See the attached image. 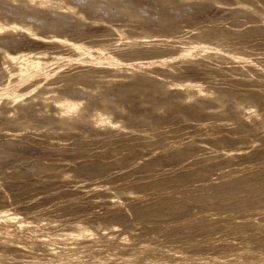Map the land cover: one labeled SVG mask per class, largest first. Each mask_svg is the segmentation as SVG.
I'll use <instances>...</instances> for the list:
<instances>
[{
  "label": "rangeland",
  "instance_id": "obj_1",
  "mask_svg": "<svg viewBox=\"0 0 264 264\" xmlns=\"http://www.w3.org/2000/svg\"><path fill=\"white\" fill-rule=\"evenodd\" d=\"M9 1L13 7L21 3L22 5L19 6L24 9L29 7L27 10H37L39 13L37 17L41 12L47 11V14H53L57 9L56 11L62 14L64 10L63 15L66 14L71 21L70 26L81 32L73 33L74 40L79 43L73 48L74 45L65 41H51L48 38L37 40L22 29H18L19 31L14 29L16 32L13 29L0 31V37L9 32L16 33L17 36L20 34L24 36L26 33L20 39L24 43L28 41L29 43L25 44L26 46L23 43L21 48L30 50L32 54L46 60L45 62L42 60L44 65L38 63L26 68L27 71L22 69L25 70L24 74L16 61H6L0 55L2 86L0 89H3L2 84L6 82L14 85L18 90L23 89L17 90V94L13 95L14 98L7 94L4 99H0V122L6 121L0 124V146L2 144L5 146L11 141L18 146L20 144L19 152H22V154L21 152L14 154V151L7 150L2 159L0 158V196L2 197H0V206H2L0 208L9 209L11 213L20 212L19 217L25 219H29L33 214L32 218L34 217L33 221H35L34 223L30 217L31 222L26 225L32 226L24 225L22 229L16 228L13 221L6 223L8 225L10 222L8 225L10 227L7 226V229L15 228L9 231L5 227L6 232L16 231L14 233L18 235L22 233L24 240L19 235L20 242L17 244L7 245L0 242V264H17V260L22 264L35 261L44 264L42 261L47 259L52 262L48 264H264V0H239L241 3L238 0H160L161 4L155 13L157 15L155 17L153 15L150 20L129 15L125 7L115 2L104 6V9L97 7V11L91 10L86 1L76 4L72 0L70 2L61 0L59 6L53 7L54 10L51 6L48 7L44 0L41 1L45 6L40 5L42 4L40 0ZM144 1L156 2V0ZM173 3L182 4V8L179 10L173 8L175 7ZM197 4L200 9L197 8ZM60 5L65 8H61ZM249 5L251 7L254 5L256 10L261 9L260 11L263 12L252 10L254 8ZM168 8L177 11L173 10L174 13L172 11L171 20L167 18L170 20L167 23L163 13ZM124 9L126 11H123ZM145 29H149V32ZM58 30L59 28H37V30L33 29V32L48 36H65L62 30ZM71 35L68 33L66 37L71 38ZM183 40L188 44L194 40L191 44L194 45L196 42L198 45V42L202 47L205 46L204 48L210 45L211 48L207 47L209 49L205 52L209 51L212 55L210 54L209 57L204 52L200 54L203 56L198 54L197 56L191 53L192 55L183 58L181 54H176L179 48H183L181 46L187 44L185 42L184 44ZM200 40L205 41L206 44ZM0 43L4 47L8 45L5 39L0 40ZM178 43L183 45L180 46ZM213 43L217 45L211 46ZM79 45L84 46V52L91 48L100 51V48L104 47L105 53L101 49V54L108 55V52H112L111 56L116 55L120 61L123 54L124 57L130 56L129 59L134 54L131 61L136 60L139 64L136 66V63L128 59L130 65L124 63V60L123 64L121 61L122 65L116 66L107 60L89 62L86 60V54L79 50ZM172 47L175 49L173 50ZM138 50L146 54L138 52L137 55ZM240 52H246L243 53L246 62L247 57L249 59L250 56L248 63L252 57L255 58L254 62L251 60V65L246 64L242 58L244 55ZM161 61L163 62L160 63ZM32 67L35 71L31 69ZM82 73H85L84 76L87 78L82 76ZM18 74L20 76L23 74L24 78L27 75L29 79L19 81ZM58 74L62 78L58 77ZM81 79L87 81L82 83ZM188 79H191L190 82L193 81L192 84L197 83L198 89L200 85L207 90L202 88L198 90L191 86L187 88L182 84L173 85V91L171 90V83H181ZM135 81L141 82V86L138 85L136 90L129 91L123 88L127 84L136 83ZM164 81L169 82V86L167 82L165 83L166 88L165 85L159 84V82L163 84ZM69 88L76 89L77 92L81 90L82 93L78 92L80 95L77 96L83 97L81 100L83 105L88 99L99 101L102 92L106 95L108 93L107 96L111 99L119 96L120 109L118 106L117 114L113 115L114 122L115 118L119 121L112 127L111 124L105 126L100 121L95 122L91 114L89 116L85 113L86 116L83 115L84 118L82 117L80 123L77 125L74 122L72 126L71 119L68 120L72 115L70 112L68 116L65 114L64 118L61 116L60 119L58 115H64L65 112L60 114V110L59 114L57 113L60 108L54 106L53 98L57 93ZM82 90H85V93ZM111 90L114 94L110 92ZM201 90L205 94L201 93ZM211 92L216 96V92L218 96L222 92L226 95L228 92V95L222 93V97H215L209 95ZM171 94L180 97L174 98ZM50 97L54 103L51 102ZM249 97L252 101L255 100L256 104L251 105L253 107L246 104L251 102L248 101ZM240 99H247L245 103L242 101L244 106ZM237 101L242 105L240 103L241 106L236 105ZM171 106L174 108L171 109ZM249 106L251 109H248ZM54 114H58L57 117ZM51 117L61 121L52 123L54 126L51 127L52 124L47 123ZM64 119L68 120L64 122L65 124L69 121L70 124L65 125ZM137 215H141L139 219ZM36 221L40 223L37 224ZM76 223L80 226L82 224L95 226L97 233L93 235L94 238L91 237L92 241L90 237H80L73 241L57 237L59 232ZM34 225L39 227V231L37 229L30 234ZM75 226L77 227V224ZM24 228L30 229L26 232ZM17 248L19 251L16 250ZM211 258L217 261L212 262ZM62 259H64L63 263L60 261Z\"/></svg>",
  "mask_w": 264,
  "mask_h": 264
},
{
  "label": "bare ground",
  "instance_id": "obj_2",
  "mask_svg": "<svg viewBox=\"0 0 264 264\" xmlns=\"http://www.w3.org/2000/svg\"><path fill=\"white\" fill-rule=\"evenodd\" d=\"M14 1V0H13ZM39 1V0H38ZM37 1V2H38ZM44 1H46L45 2V4H47L48 5V7H52V10H54L53 9V7H56L57 5L59 6V2H60V4H61V0H56L57 2H55L54 0H44ZM65 1H69L70 2V0H65ZM73 2L75 1L76 2V4L78 3V2H80V4H81V2H83V1H86L87 2V4H88V6H89V8L92 10V9H94V10H97V7H106V5H108L109 3L111 4V2H115V3H117L119 6H123V7H125V9L127 10H123V11H126V12H128V14L129 15H131V16H133V17H137V18H143V19H148V20H150L149 18H152L153 17V15H154V17L157 15V14H155L156 12H157V9H158V6L161 4L160 3V0H156V2L155 1H153V2H149V1H144V0H72ZM200 1V0H199ZM207 1V0H206ZM215 1V0H214ZM217 1V0H216ZM245 1V0H244ZM243 1V2H244ZM252 1V0H251ZM34 1H32V3H33ZM36 2V1H35ZM40 2H42L41 0H40ZM162 2V1H161ZM171 2V1H170ZM208 2H210V1H208ZM232 2V1H231ZM238 2H240L239 0H238ZM10 1L9 0H0V31H3V30H5V29H13V31H15L16 32V30H18V29H22V30H25V31H27L28 33H29V35H33L34 36V38H37V40L38 39H46V38H48L49 40H51V41H65V42H67V43H70V44H72V45H74V47L73 48H75V47H77V45L76 44H79L78 42H76V40H74V38H73V33L74 34H78L79 32H81V30H79V29H77V28H75V27H72V25L70 26V24H71V21L69 20V18L66 16V14L65 15H63V13H65V11L63 10V13L62 12H60V13H62V14H59V12L58 11H56V10H54L55 12H53V14H47V11L46 12H41V14H40V16L39 17H37L36 15H37V10H35V9H29V10H27V9H24L23 7H21V6H19V5H17L16 7H13V6H11L10 4ZM44 2H42V4H40L39 2H38V4H40V5H42V6H45L44 4H43ZM204 3V2H203ZM202 3V4H203ZM241 3V2H240ZM253 3V2H252ZM170 4H172V3H170ZM174 4V6L175 7H173V8H175V9H177V10H179V8H182V4L180 5L179 3H177V4H179V5H177V4H175V3H173ZM185 4V3H184ZM200 4V3H199ZM234 4H235V2H234ZM237 4V3H236ZM248 4V3H247ZM22 5V4H21ZM30 5H31V3H30ZM207 5V4H206ZM252 5V4H251ZM192 6V5H191ZM190 6V7H191ZM196 6V5H195ZM195 6H194V8H195ZM204 6V5H203ZM244 6H246V5H244ZM250 6V5H249ZM256 6V5H255ZM39 7V6H38ZM60 7H61V5H60ZM63 7V6H62ZM61 7V8H62ZM116 7V6H115ZM248 7V6H247ZM251 7V6H250ZM253 8H254V5L252 6ZM251 7V8H252ZM258 7V6H257ZM32 8V7H31ZM35 8H37V7H35ZM63 8H65V6L63 7ZM184 8H186V6H184ZM184 8L182 9V10H184ZM197 8H199V5L197 4ZM202 8V7H201ZM256 8V7H255ZM252 9V10H256V9ZM264 8V7H263ZM262 8V9H263ZM42 9H43V7H42ZM44 9H46V8H44ZM87 9H88V7H87ZM104 9V8H103ZM120 9V8H119ZM175 9H166L165 11V13H163L164 15H163V18H165V20L167 21V23L168 22H170V20H171V14H172V11L173 10H175ZM200 9V8H199ZM249 9V8H248ZM257 9H259V8H257ZM50 10H51V8H50ZM60 10H62V9H60ZM89 10V9H88ZM101 10V9H100ZM177 10H175V11H177ZM261 9H259V10H256V12L258 11V12H260V13H262L261 11H260ZM264 10V9H263ZM44 11V10H43ZM98 11V10H97ZM121 11H122V9H121ZM181 11V10H180ZM199 11V10H198ZM246 11V10H245ZM49 12V11H48ZM52 12V11H51ZM50 12V13H51ZM58 12V13H57ZM89 12V11H88ZM115 12V11H114ZM158 12H159V10H158ZM182 12V11H181ZM223 12V11H222ZM243 12V11H242ZM255 12V11H254ZM173 13H174V11H173ZM176 13V12H175ZM244 13V12H243ZM39 14V13H38ZM184 14V13H183ZM231 14V13H230ZM110 15V14H109ZM118 15V14H117ZM181 15V14H180ZM190 15H191V13H190ZM199 15V14H198ZM71 16V15H70ZM176 16V15H175ZM187 16V15H186ZM214 16V15H213ZM212 16V17H213ZM239 16V15H238ZM187 17H189V16H187ZM192 17H193V15H192ZM208 17V16H207ZM162 18V17H161ZM167 18H170V20L169 19H167ZM221 18V17H220ZM8 19H13V20H8ZM157 19V18H156ZM172 19H174V18H172ZM194 19V18H193ZM201 19V18H200ZM208 19V18H207ZM160 20V19H159ZM162 20V19H161ZM205 21V20H204ZM198 22V21H197ZM209 22V21H208ZM191 23V22H190ZM187 26V25H186ZM37 28H43V29H47V28H59V30H62L63 32V34L65 35V36H62V35H53V36H48V35H41V34H37L36 32H33V29L34 30H37ZM181 28V27H180ZM14 29H16V30H14ZM58 30V31H59ZM146 31H148L149 29H145ZM19 31V30H18ZM132 32V31H131ZM130 32V33H131ZM149 32V31H148ZM176 32V31H175ZM200 32V31H199ZM227 32V31H226ZM10 33V34H9ZM9 33H6V34H4L2 37H0V40H2V39H5V40H7V47H4V46H2V45H0L1 47H0V55H2L1 57H2V59L4 58L6 61L7 60H10V61H16L18 64V66H19V69L20 70H22V69H25L26 70V68H29V67H31V66H34V65H36V64H38V63H42V60H44V62L46 61L45 60V58H42V57H40V56H36V55H34V54H32V52L30 51V50H27V49H25V48H21V47H23L22 46V44L24 43L21 39H20V37H24L25 35H26V33H25V35L24 36H22L21 34H20V36L18 37L17 35H15L14 33H12V32H9ZM27 33V34H28ZM68 33H71L72 35V37L71 38H69V37H66L67 35H68ZM177 33V32H176ZM206 33V32H205ZM175 34V33H174ZM173 34V35H174ZM203 34V33H202ZM29 35H28V37H29ZM74 36H76V35H74ZM127 36V35H126ZM141 36V35H140ZM200 36V35H199ZM134 37V36H133ZM139 37V36H138ZM194 37V36H193ZM196 37V36H195ZM201 37H203V36H201ZM155 38V37H154ZM192 38V37H191ZM99 39V38H98ZM111 39V38H110ZM159 39V38H158ZM157 39V40H158ZM188 39V38H187ZM36 40V39H35ZM36 40V41H37ZM42 40V41H43ZM198 39L196 38V40L195 41H197ZM204 40V39H203ZM128 41V40H127ZM192 41V40H191ZM202 40H200V42H201ZM114 42V41H113ZM112 42V43H113ZM143 42V41H142ZM141 42V43H142ZM164 42V41H163ZM181 42V41H180ZM183 43L185 42L184 40L182 41ZM190 42V41H189ZM193 42H194V40H193ZM193 42H191V43H193ZM203 42V41H202ZM223 42H225V41H223ZM29 43V41L27 42V43H24L23 45H25V44H28ZM55 43H57V44H59L58 42H55ZM171 43V42H170ZM185 43H187V44H185ZM184 44V46H181V44L182 43H178V44H180V46H181V48L182 49H180L179 48V51H178V53H177V51H176V54H181L182 56H183V58H185L186 56H188L189 54H191V53H193V55H200V54H202V53H204L205 52V50L207 49H209V48H211L210 47V45L209 46H207V47H209V48H204L205 46H204V44H203V46L204 47H202V44L201 43H198L197 42V44L198 45H196V42L194 43V45L193 44H188V42H185ZM203 43H205L206 44V42L204 41ZM208 43V42H207ZM212 43V42H211ZM210 43V44H211ZM1 44V43H0ZM97 44V43H96ZM100 44V43H99ZM102 44V43H101ZM163 44V43H162ZM168 44V43H167ZM199 44H201V46L199 45ZM214 44H216V43H213V45H211V46H214ZM64 45V44H63ZM62 45V46H63ZM84 45V44H83ZM83 45H79L78 47H79V50H81L82 52H84L83 51V48H84V46ZM156 45V44H155ZM173 45H174V43H173ZM172 45V46H173ZM183 45V44H182ZM208 45V44H207ZM217 45V44H216ZM6 46V45H5ZM26 46V45H25ZM70 46V45H69ZM88 46V45H87ZM90 46V45H89ZM98 46H100V45H98ZM103 46V45H102ZM127 47H128V45H126ZM136 46V45H135ZM153 46V45H152ZM162 46V45H161ZM177 46V45H176ZM176 46H174L175 48H176ZM179 46V47H180ZM95 47V46H94ZM97 47V46H96ZM111 47V46H110ZM167 47V46H166ZM170 47V46H169ZM90 48V47H89ZM104 48V47H103ZM103 48H100V51H101V49L103 50ZM153 48V47H152ZM171 48V47H170ZM174 48V49H175ZM215 48V47H214ZM85 49H87V48H85ZM92 49V48H91ZM91 49H87L88 51H86V52H84L83 54L85 55V57H86V60L87 61H94V62H102V60H105V62H106V60H107V62H111V63H113V65H122L123 64V60H124V63H128L129 64V62H128V60L129 61H131V58H132V55H134V54H132L131 55V58L129 59L128 57H130V56H128V57H124V54L122 55V58L120 57V59H121V61H122V64H121V61L119 60V57H116V55H114L115 57H112L111 55V53L112 52H108V55H105L104 53V50H103V54H101L100 53V51H95L96 49H93V50H91ZM98 49H99V47H98ZM97 49V50H98ZM105 49V48H104ZM159 49V48H158ZM172 49H173V47H172ZM173 49V50H174ZM213 49V48H212ZM239 49H241V48H239ZM154 51H155V49H153ZM178 50V49H177ZM211 50V49H210ZM80 51V52H81ZM90 51V52H89ZM156 51L158 52V50L156 49ZM161 51H162V49H161ZM233 51V50H232ZM232 51H230L231 53H232ZM242 51V50H241ZM245 51V50H244ZM39 52V51H38ZM37 52V53H38ZM135 52V51H134ZM137 52V53H136ZM135 53L138 55V52H140V50H138V51H136ZM234 52V51H233ZM140 53H144V52H140ZM139 53V54H140ZM236 53V52H235ZM241 54H243V53H246V52H240ZM46 54V53H45ZM56 54V53H55ZM146 53H144V55H145ZM175 54V55H176ZM209 55V57H210V54L211 53H209V51H206L205 52V55ZM226 54V53H225ZM233 54V53H232ZM249 54V53H248ZM59 55V54H58ZM77 55V54H76ZM192 55V54H191ZM197 55V56H198ZM204 55V56H205ZM212 55V54H211ZM214 55H215V53H214ZM224 55V54H223ZM222 54H221V56H223ZM229 55V54H228ZM244 55V57H242V58H244L243 60H244V62H246V60H245V54H243ZM43 56V55H42ZM52 56H55V55H52ZM118 56V55H117ZM135 56V55H134ZM179 56V55H178ZM182 56H180V57H182ZM185 56V57H184ZM200 56H203V55H200ZM246 56H249V55H247L246 54ZM48 57V56H47ZM46 57V58H47ZM68 57V56H67ZM72 57V56H71ZM70 57V58H71ZM124 57V58H123ZM137 57V56H136ZM139 57V56H138ZM143 57V56H142ZM142 57H139V58H142ZM161 57V56H160ZM194 57V56H193ZM220 57V56H219ZM251 57V56H250ZM250 57H249V59H250ZM52 58V57H51ZM74 58V57H73ZM187 58V57H186ZM47 59H49V58H47ZM128 59V60H127ZM136 59V58H135ZM134 59V60H135ZM160 59V58H159ZM163 59H165V58H163ZM191 59V58H190ZM222 59V58H221ZM249 59H248V57H247V60L249 61ZM253 59H255L254 57H252V59L251 60H253ZM66 60H67V58H66ZM84 60V59H83ZM109 60V61H108ZM125 60H127V61H125ZM139 60V59H138ZM251 60H250V62H251ZM50 61V60H49ZM78 61V60H77ZM141 61H142V59H141ZM141 61H140V63H141ZM160 61V60H159ZM188 61V60H187ZM248 61L246 62V64L248 63ZM4 62V61H3ZM56 62V61H55ZM62 62V61H61ZM82 62V61H81ZM131 62H133V59H132V61ZM157 62V61H156ZM163 61H161L160 63H162ZM249 62V63H250ZM252 62H254V60L252 61ZM258 62V61H257ZM80 63V62H79ZM126 63V64H127ZM134 64L136 63V66L139 64V62L137 63V61L135 60L134 62H133ZM143 63V62H142ZM210 63V62H209ZM249 63H248V65H249ZM11 64V63H10ZM13 64V63H12ZM14 64H15V62H14ZM13 64V65H14ZM57 64H59V63H57ZM69 64V63H68ZM81 64V63H80ZM86 64H88V63H86ZM188 64V63H187ZM42 65H44L43 63H42ZM41 65V66H42ZM130 65V64H129ZM141 65V64H140ZM194 65V64H193ZM197 65V64H196ZM206 65V64H205ZM250 65H251V63H250ZM15 66V65H14ZM46 66V65H45ZM59 66V65H58ZM57 66V67H58ZM62 66V65H61ZM88 66V65H87ZM92 66V65H91ZM91 66H88V67H91ZM13 67V66H12ZM17 67V66H16ZM15 67V68H16ZM38 67H40V66H38ZM87 67V68H88ZM104 67V66H103ZM106 67H107V65H106ZM124 67V66H123ZM145 68H146V66H144ZM168 67V66H167ZM189 67V66H188ZM55 67H53V69H54ZM97 68V67H96ZM110 68V67H109ZM108 68V69H109ZM118 68V67H117ZM131 68V67H130ZM264 68V67H263ZM11 69V68H10ZM31 69H33L34 70V68L32 67ZM42 69V68H41ZM40 69V70H41ZM99 69V68H98ZM101 69V68H100ZM105 69H107V68H105ZM125 69V68H124ZM123 69V70H124ZM144 69V68H143ZM252 69H253V63H252ZM260 69H262V68H260ZM1 70V69H0ZM25 70H22V72L25 74ZM28 70V69H27ZM26 70V71H27ZM79 70V69H78ZM94 70V69H93ZM102 70H103V68H102ZM115 70V69H114ZM126 70H128V69H126ZM137 70V69H136ZM213 70V69H212ZM4 71V70H3ZM19 71V70H18ZM32 71V70H31ZM30 71V72H31ZM35 71V70H34ZM39 71V70H38ZM57 71V70H56ZM83 71V70H82ZM89 71H91V70H89ZM96 71V70H95ZM117 71H118V69H117ZM144 71V70H143ZM147 71H148V69H147ZM219 71V70H218ZM33 72V71H32ZM31 72V73H32ZM92 73H93V71H91ZM137 72V71H136ZM164 72V71H163ZM198 72V71H197ZM264 72V71H263ZM39 73V72H38ZM44 73H45V71H44ZM43 73V74H44ZM87 73V72H86ZM103 73V72H102ZM106 73V72H105ZM105 73H103V74H105ZM115 73V72H114ZM152 73V72H151ZM202 73V72H201ZM27 74V73H26ZM30 74V73H29ZM34 74V73H33ZM37 74V73H36ZM75 74V73H74ZM83 75L82 76H84L85 75V73H82ZM88 74V73H87ZM86 74V75H87ZM91 74V73H90ZM99 74V73H98ZM101 74V73H100ZM111 74V73H110ZM110 74H109V76H110ZM117 74V73H116ZM139 74V73H138ZM143 74V73H142ZM141 74V75H142ZM147 74H149V73H147ZM162 74V73H161ZM211 74V73H210ZM261 74V73H260ZM9 75V74H8ZM14 75V74H13ZM28 75V74H27ZM27 75H25L26 77L24 78V76H23V74L20 76L19 74H18V77L20 76V78H19V81L20 80H23V81H27V79H29L30 78V76H29V78H27L28 76ZM38 75V74H37ZM37 75H34V76H37ZM42 75V74H41ZM61 75V74H60ZM70 75H72L71 73H70ZM102 75V74H101ZM114 75V74H113ZM144 75V74H143ZM10 76V75H9ZM31 76H33V75H31ZM33 76V77H34ZM45 76V75H44ZM73 76V75H72ZM71 76V77H72ZM80 76V75H79ZM81 76V77H82ZM94 75L92 74V77H93ZM100 76V75H99ZM98 76V77H99ZM124 76V75H123ZM146 76V75H145ZM263 76H264V73H263ZM18 77H17V80H18ZM58 77H61V76H59V74H58ZM65 77V76H64ZM71 77H69L70 79H71ZM74 77V76H73ZM72 77V78H73ZM84 77H86L87 78V76H84ZM95 77V76H94ZM93 77V78H94ZM111 77V76H110ZM140 77V76H139ZM153 77V76H152ZM155 77V76H154ZM160 77V76H159ZM259 77V76H258ZM27 78V79H26ZM57 78V77H56ZM62 78V77H61ZM89 78H90V76H89ZM93 78H91V79H93ZM145 78V77H144ZM148 78V77H147ZM166 78V77H165ZM59 79V78H58ZM36 80V79H35ZM34 80V81H35ZM63 80H65V79H63ZM82 80V79H81ZM136 80V79H135ZM148 80H150V79H148ZM177 80V79H176ZM189 80H191V79H188V80H184V82H181V83H176V84H174V83H171L170 84V86H172L171 87V90L173 91V85H180V84H182V85H184V86H187V88L188 87H195V88H197L198 89V87H197V83H195V84H192V82H190ZM6 81H8V80H6ZM18 81V82H19ZM39 81V80H38ZM62 81V80H61ZM73 81H75V80H73ZM80 81V80H79ZM83 81H87L86 79L85 80H82V83H83ZM132 81V80H131ZM155 81H156V79H155ZM172 80H169V82H171ZM173 81H175L174 79H173ZM172 81V82H173ZM179 81V80H178ZM177 81V82H178ZM181 81V80H180ZM33 82V81H32ZM81 82V81H80ZM136 82V81H135ZM139 82V81H138ZM141 82H142V80H141ZM140 82V83H141ZM167 81H164L163 82V84H162V82H159V84L160 85H165V83H166ZM169 82H167L168 84V86H169ZM176 82V81H175ZM11 83V82H10ZM25 83V82H24ZM30 83V82H29ZM62 83V82H61ZM81 83V84H82ZM96 83V82H95ZM125 83V82H124ZM140 83H134V84H132V85H128L127 84V86L126 87H123V88H126V90H129V91H134V90H136V88L138 87V85H140ZM144 83H146V81H144ZM155 83H157V82H155ZM16 84H17V82H16ZM21 84V83H20ZM26 84H28V83H26ZM36 84H37V82H36ZM74 84V83H73ZM80 84V83H79ZM86 84V83H85ZM87 84H88V82H87ZM118 84V83H117ZM143 84V83H142ZM150 84V83H149ZM201 84V83H200ZM2 85H4L3 86V89H0V99H4V97L7 95V94H9V95H11L12 97H13V95L15 96L16 94H17V92L18 91H20V90H18V89H16V87H14V85H10V84H7V82H6V84L4 83V84H2ZM65 85V84H64ZM262 85V84H261ZM1 86V85H0ZM71 86H73V85H71ZM74 86H75V84H74ZM90 86V85H89ZM102 86V85H101ZM141 86V85H140ZM145 86V85H144ZM151 86V85H150ZM199 86V89L198 90H200V88H202V89H204V87H200V85H198ZM2 87V86H1ZM27 87V86H26ZM31 87H32V85H31ZM76 87H77V83H76ZM92 87V86H91ZM104 87V86H103ZM153 87V86H152ZM206 87V86H205ZM19 88V87H18ZM94 88V87H93ZM115 88V87H114ZM113 88V89H114ZM165 88H166V85H165ZM169 88V87H168ZM223 88V87H222ZM29 89V88H28ZM64 89H66V88H64ZM78 89V88H77ZM96 89V88H95ZM95 89H94V91H95ZM120 89V88H119ZM164 89V88H163ZM194 89V88H193ZM18 90V91H17ZM23 90V89H22ZM26 90V89H25ZM24 90V91H25ZM76 89H67V90H64L63 92H59V93H57V96L55 95V98H53V99H55V103H54V100L50 97L49 99L51 100L52 99V101L51 102H53L54 103V106H56V107H58V108H60L59 110H57V113H58V111H60L59 113L61 114V112L63 113V112H65L64 113V115H58V117L60 116V119H61V116H63V118H64V116H65V114H67V116L69 115L68 113L70 112V114L72 113V115H70L71 117H69L68 118V120L69 119H71V124L68 122V124H70V125H74V122H75V124H79L80 123V120L82 119V117H83V115L86 113L87 115H89L90 116V114H91V118L92 119H94V121L96 122H101L102 123V125L104 124L105 126L106 125H110L111 124V127H112V125H114L115 123H117V121H119V119L117 120L116 118H115V122H114V118H113V115L114 114H117L116 112H117V107L119 106V103H121V101H120V99H119V96L116 98V99H111L110 97H108L107 95H108V93H107V95L106 94H104L103 92V94H104V96H103V94L101 93L100 95L102 96V97H99V101H97V102H95V100H91V99H88L87 101H86V103L84 102V105L85 104H87V105H85V107H84V105H83V101H81V100H83V97H79V96H77L80 92H81V90H80V92H79V90H78V92H77V90L75 91ZM89 90V89H88ZM169 90V89H168ZM204 90H207V89H204ZM225 90H227V89H225ZM17 91V92H16ZM32 91V90H31ZM38 91V90H37ZM46 91H48V90H46ZM57 91V90H56ZM75 91V92H74ZM83 92L85 91V90H82ZM92 91V90H91ZM123 91V90H122ZM121 91V92H122ZM124 91H125V89H124ZM176 91V90H175ZM202 91V90H201ZM200 91V92H201ZM209 92H210V90H208ZM216 91V90H215ZM229 91V90H228ZM232 91V90H231ZM256 91V90H255ZM29 92V91H28ZM58 92V91H57ZM90 92V91H89ZM110 92H112V90L110 91ZM155 92V91H154ZM198 93H199V91H197ZM206 92V91H205ZM253 92V91H252ZM25 93V92H24ZM38 93V92H37ZM36 93V94H37ZM47 93V92H46ZM82 93V92H81ZM80 93V94H81ZM85 93V92H84ZM83 93V94H84ZM113 93V92H112ZM123 93V92H122ZM131 93V92H130ZM157 93V92H156ZM162 93V92H161ZM165 93V92H164ZM164 93H162V94H164ZM201 93H203V91L201 92ZM217 93V96L215 95V93H213L212 94V92L211 93H209V95H215V97H219V96H221V95H223L225 92H222V93H220L221 95H219L218 96V92H216ZM230 93V92H229ZM262 93V92H261ZM23 94V93H22ZM43 94V93H42ZM79 94V95H80ZM111 93H109V95H110ZM114 94V93H113ZM113 94H112V96H113ZM117 94H120V93H117ZM128 94V93H127ZM159 94V93H158ZM168 94V93H167ZM170 94V93H169ZM177 94H179V93H177ZM177 94H171L172 96L171 97H178V99H179V95H177ZM203 94H205V93H203ZM208 94V93H207ZM251 95H253L252 93H250ZM259 94H260V92H259ZM27 95V94H26ZM25 95V96H26ZM54 95H53V97H54ZM87 95V94H86ZM128 95H130V94H128ZM151 95V94H150ZM159 95H161V94H159ZM182 95V94H181ZM224 95H226V94H224ZM227 95H228V92H227ZM226 95V96H227ZM231 95V94H230ZM229 95V96H230ZM249 95V94H248ZM20 96V95H19ZM28 96V95H27ZM36 96V95H35ZM43 96V95H42ZM162 96V95H161ZM30 97V96H29ZM34 97V96H33ZM115 97V96H114ZM126 97V96H125ZM130 97V96H129ZM163 97V96H162ZM161 97V98H162ZM166 97H167V95H166ZM222 97V96H221ZM225 97V96H224ZM253 97V96H252ZM10 98V97H9ZM14 98V97H13ZM20 98H22V97H20ZM28 98V97H27ZM42 98V97H41ZM44 99H45V96L43 97ZM85 98V97H84ZM96 98V97H95ZM142 98V97H141ZM203 98H205V97H203ZM251 97H249V99H248V101L250 102H254V103H246L247 105L249 104L250 106L251 105H254V104H256L255 103V100L254 101H252V99H250ZM16 99H17V97H16ZM30 99V98H29ZM39 99V98H38ZM123 99V98H122ZM149 99V98H148ZM154 99V98H153ZM158 99V98H157ZM199 99V98H198ZM214 99V98H213ZM212 99V100H213ZM255 99H256V97H255ZM10 100V99H9ZM46 100V99H45ZM151 100V99H150ZM149 100V101H150ZM170 100V99H169ZM205 100V99H204ZM230 100H231V98H230ZM247 99H240V101L242 102H244V101H246ZM11 101V100H10ZM24 101V100H23ZM22 101V102H23ZM39 101V100H38ZM41 101V100H40ZM130 101V100H129ZM154 101V100H153ZM158 101H160V100H157V102ZM162 101H163V99H162ZM224 101V100H223ZM247 101V102H248ZM21 102V101H20ZM21 102V103H22ZM28 102V101H27ZM228 102H229V100H228ZM241 102H239V101H237V104L236 105H238V106H241L242 104H241ZM242 102V103H243ZM43 103V102H42ZM82 103V104H81ZM147 103H149V102H147ZM169 103V102H168ZM172 103V102H171ZM175 103V102H174ZM241 105H240V104ZM245 103V102H244ZM244 103H243V106H244ZM5 104V103H4ZM34 104V103H33ZM39 104V103H38ZM50 104H52V103H50ZM124 104V103H123ZM128 104V103H127ZM126 104V105H127ZM159 104V103H158ZM164 104H165V102H164ZM200 104V103H199ZM42 105V104H41ZM81 105H83V106H81ZM121 105V104H120ZM150 105H151V103H150ZM161 105V104H160ZM201 105V104H200ZM19 106V105H18ZM24 106V105H23ZM42 106H44V105H42ZM53 106V107H54ZM79 106H81V107H79ZM124 106V105H123ZM133 106H134V104H133ZM155 106V105H154ZM163 106V105H162ZM173 106V105H172ZM172 106H171V109H173L172 108ZM201 106H203V104L201 105ZM201 106H199V108L201 107ZM249 106V108L248 109H251V107H253V106H251L250 107ZM14 107V106H13ZM15 107H17L16 105H15ZM21 107H22V104H21ZM33 107V106H32ZM35 107V106H34ZM41 107V106H40ZM45 107H46V105H45ZM152 107H153V103H152ZM161 107V106H160ZM164 107V106H163ZM177 107H178V105H177ZM30 108H31V106H30ZM29 108V109H30ZM39 108V107H38ZM42 108V107H41ZM79 108V109H78ZM131 108V107H130ZM138 108V107H137ZM204 108V107H203ZM10 109H11V107H10ZM33 109V108H32ZM32 109H30V110H32ZM43 109V108H42ZM52 109V108H51ZM54 109H55V107H54ZM57 109V108H56ZM75 109H77L78 111L76 112H74L73 110H75ZM119 109H120V106H119ZM152 109V108H151ZM170 109V108H169ZM238 109V108H237ZM9 110V109H8ZM17 110V109H16ZM21 110H22V108H21ZM39 110V109H38ZM47 110V109H46ZM132 110V109H131ZM215 110V109H214ZM239 110V109H238ZM4 111H6V110H4ZM13 111H14V109H13ZM48 111V110H47ZM46 111V112H47ZM55 111V113H56V110H54ZM232 111V110H231ZM242 111V110H241ZM249 111H251V110H249ZM29 112V111H28ZM28 112H26V113H28ZM46 112H45V115H46ZM51 112V111H50ZM88 112V113H87ZM114 112V113H113ZM153 112V111H152ZM9 113V112H8ZM11 113H12V111H11ZM24 113V112H23ZM52 113V112H51ZM121 113V112H120ZM136 113V112H135ZM164 113V112H163ZM239 113V112H238ZM257 113V112H256ZM22 114V113H21ZM32 114V113H31ZM39 114V113H38ZM128 114V113H127ZM130 114V113H129ZM133 114V113H132ZM179 114V113H178ZM7 115V114H6ZM23 115V114H22ZM21 115V116H22ZM28 115V114H27ZM40 115V114H39ZM55 115V114H54ZM57 115H55L56 117H57ZM169 115V114H168ZM171 115V114H170ZM185 115V114H184ZM197 115V114H196ZM255 115V114H254ZM253 115V116H254ZM264 115V114H263ZM37 116V115H36ZM36 116H35V118H36ZM54 116V117H55ZM84 116H86V115H84ZM130 116V115H129ZM133 116H134V114H133ZM252 116V117H253ZM3 117V116H2ZM24 117H26L25 116V114H24ZM45 117V116H44ZM54 117H51V119L49 120V122H47V123H50V124H56V123H59L58 121H61V120H54V119H52V118H54ZM162 117V116H161ZM180 117V116H179ZM184 117V116H183ZM237 117V116H236ZM255 117V116H254ZM9 118V117H8ZM11 118V117H10ZM84 118V117H83ZM87 118V117H86ZM164 118V117H163ZM14 119V118H13ZM17 119V118H16ZM28 119V118H27ZM32 119H33V117H32ZM49 119V118H48ZM56 119V118H55ZM128 119V118H127ZM145 119V118H144ZM151 119V118H150ZM168 119V118H167ZM226 119V118H225ZM2 120V119H1ZM9 120V119H8ZM19 120V119H18ZM36 120V119H35ZM39 120V119H38ZM37 120V121H38ZM41 120V119H40ZM45 120H46V118H45ZM68 120H66V119H64L63 120V123L66 121H68ZM130 120V119H129ZM146 120H148V119H146ZM164 120V119H163ZM16 121V120H15ZM26 121V120H25ZM28 121H30V119L28 120ZM78 123H77V122ZM150 121V120H149ZM240 121V120H239ZM262 121V120H261ZM6 122V121H5ZM5 122H3V123H5ZM7 122H9V121H7ZM18 122V121H17ZM19 122H21L20 120H19ZM18 122V123H19ZM65 122V123H66ZM152 122V121H151ZM256 122V121H255ZM2 122H0V124H1ZM2 123V124H3ZM17 123V124H18ZM64 123V124H65ZM89 123V122H88ZM120 123V122H119ZM157 123V122H156ZM261 123V122H260ZM263 123V122H262ZM8 123H6V125H7ZM42 124V123H41ZM52 124V126L51 127H53L54 125ZM68 124H65V125H68ZM84 124V123H83ZM144 124V123H143ZM142 124V125H143ZM155 124V123H154ZM164 124V123H163ZM245 124V123H244ZM257 124V123H256ZM13 125V124H12ZM32 125V124H31ZM47 125V124H46ZM49 125V124H48ZM69 125V126H70ZM124 125V124H123ZM127 125V124H126ZM145 125V124H144ZM147 125V124H146ZM149 125V124H148ZM152 125V124H151ZM241 125V124H240ZM261 125V124H260ZM2 126V125H1ZM14 126V125H13ZM98 126V125H97ZM104 126V127H105ZM116 126V125H115ZM122 126V125H121ZM61 127V126H60ZM63 127V126H62ZM61 127V128H62ZM77 127V126H76ZM81 127V126H80ZM130 127V126H129ZM148 127V126H147ZM239 127V126H238ZM22 128V127H21ZM98 128V127H97ZM123 128H125L124 126H123ZM155 128V127H154ZM243 128V127H242ZM241 128V129H242ZM16 129V128H15ZM57 129H58V127H57ZM66 129V128H65ZM75 129V128H74ZM78 129V128H77ZM14 130V129H13ZM59 130V129H58ZM76 130V129H75ZM147 130V129H146ZM53 131H54V129H53ZM93 131V130H92ZM106 131V130H105ZM143 131V130H142ZM151 131V130H150ZM9 132V131H8ZM48 133V132H47ZM101 134V133H100ZM110 134V133H109ZM126 134V133H125ZM144 134V133H143ZM7 135V134H6ZM113 135V134H112ZM121 135V134H120ZM114 136V135H113ZM4 137V136H3ZM144 137V136H143ZM113 138V137H112ZM108 139V138H107ZM114 139V138H113ZM112 139V140H113ZM8 140V139H7ZM111 140V139H110ZM119 140V139H118ZM109 141V140H108ZM150 141V140H149ZM161 141V140H160ZM4 142V141H3ZM159 143V142H158ZM130 145V144H129ZM19 146H20V144H19ZM19 146L17 145V143H14V142H11V141H8L7 143H6V145L4 146V144H2V146H0V158L2 159V157L5 155V152L7 151V150H10V152L11 151H14V154H15V152L17 153H20L19 152ZM173 146V145H172ZM162 147V146H161ZM200 148V147H199ZM21 149V148H20ZM205 150H207L206 148H204ZM184 150V149H183ZM182 150V151H183ZM190 151V150H189ZM259 151V150H258ZM130 152V151H129ZM191 152V151H190ZM17 153V154H18ZM238 153V152H237ZM20 154H22V152L20 153ZM189 154V153H188ZM229 154V153H228ZM260 154V153H259ZM227 155V154H226ZM183 156V155H182ZM17 157V156H16ZM236 157V156H235ZM126 158H127V156H126ZM130 160V159H129ZM137 160V159H136ZM197 160V159H196ZM156 162V161H155ZM194 162V161H193ZM41 162H39V164H40ZM221 163V162H220ZM37 164V163H36ZM44 164V163H43ZM54 164V163H53ZM129 164V163H128ZM131 164V163H130ZM147 164V163H146ZM145 164V165H146ZM235 164V163H234ZM40 165H42V164H40ZM51 165V164H50ZM81 166V165H80ZM89 166V165H88ZM88 166H87V168H88ZM142 166V165H141ZM33 167V166H32ZM92 167V166H91ZM95 167V166H94ZM37 168V167H36ZM46 168V167H45ZM48 168V167H47ZM52 168V167H51ZM79 168V167H78ZM96 168V167H95ZM38 169H40V168H38ZM54 169V168H53ZM71 169V168H70ZM90 169H92V168H90ZM30 170V169H29ZM41 170V169H40ZM49 170V169H48ZM55 170V169H54ZM94 171H96L95 169H93ZM93 170H92V173H94L93 172ZM213 170V169H212ZM27 171V170H26ZM36 172V171H35ZM75 172V171H74ZM78 172V171H77ZM20 173V172H19ZM86 173V172H85ZM90 174H91V172H89ZM78 174H80V173H78ZM67 175V174H66ZM95 175V174H94ZM111 175V174H110ZM250 176V175H249ZM52 177V176H51ZM80 177V176H79ZM188 177V176H187ZM84 178V177H83ZM58 179V178H57ZM85 180V179H84ZM248 180V179H247ZM165 182V181H164ZM233 182V181H232ZM248 182H249V180H248ZM252 182V181H251ZM100 183V182H99ZM150 183V182H149ZM173 183V182H172ZM236 183V182H235ZM238 183V182H237ZM88 184V183H87ZM92 185V184H91ZM95 185V184H94ZM98 185V184H97ZM103 185V184H102ZM107 185V184H106ZM142 185V184H141ZM229 185V184H228ZM233 185V184H232ZM235 185H237V184H235ZM239 185V184H238ZM87 186V185H86ZM90 186V185H89ZM193 186V185H192ZM226 186V185H225ZM88 187V186H87ZM94 187V186H93ZM136 187V186H135ZM229 187H231V185L229 186ZM233 187V186H232ZM242 187H244V186H242ZM257 187V186H256ZM91 188V187H90ZM95 188V187H94ZM99 188V187H98ZM103 188V187H102ZM101 188V189H102ZM137 188V187H136ZM138 188H139V186H138ZM146 188V187H145ZM150 188V187H149ZM228 188V187H227ZM105 190H106V188H104ZM114 189H116V188H114ZM215 189H217V188H215ZM261 189V188H260ZM46 190V189H45ZM103 190V189H102ZM222 190V189H221ZM231 191V190H230ZM259 191V190H258ZM128 192V191H127ZM142 192V191H141ZM212 192V191H211ZM213 192H215V191H213ZM218 192V191H217ZM216 192V193H217ZM229 192V191H228ZM105 194H106V192H105ZM116 194V193H115ZM220 194V193H219ZM109 195V197H111L110 196V194H108ZM112 195H114V194H112ZM125 195V194H124ZM129 195V194H128ZM132 195V194H131ZM213 195H214V193H213ZM258 196V195H257ZM1 197V196H0ZM108 197V198H109ZM112 197H115V196H112ZM118 197H120V195L118 196ZM136 197V196H135ZM214 197V196H213ZM244 197V196H243ZM264 197V196H263ZM2 198V197H1ZM0 198V199H1ZM116 198V197H115ZM123 198V197H122ZM167 198V197H166ZM114 199V198H113ZM118 199V198H117ZM211 199H213V198H211ZM244 199V198H243ZM116 200V199H115ZM233 200V199H232ZM107 201V200H106ZM166 201V200H165ZM261 201H263V200H261ZM116 202V201H115ZM245 202V201H244ZM204 203V202H203ZM240 204V203H239ZM168 205V204H167ZM0 207H2V206H0ZM5 208V207H4ZM171 208V207H170ZM169 208V209H170ZM156 209V208H155ZM177 209V208H176ZM179 209V208H178ZM9 210V209H8ZM6 208L5 209H1L0 208V242L1 243H5V244H7L8 245V243H18V242H20L19 240H20V238L22 239V233L21 234H19V235H21V237L19 238V235L16 233H14V232H16V231H13V233H12V231L9 233V232H6L7 230H11L12 228H9V229H7V226L10 224V222H9V224L7 225L6 223H8V221H13V224L14 225H16L17 227L16 228H21L22 229V227H25L24 225H26L27 223H29V221L31 222V218H32V216H33V214H32V216H30L29 217V219H25L24 217H22V218H20L19 217V213L17 214V213H11V212H9ZM158 210V209H157ZM226 210V209H225ZM242 210V209H241ZM17 212V211H16ZM158 212V211H157ZM187 212V211H186ZM228 212V211H227ZM155 213V212H154ZM150 214V213H149ZM179 214V213H178ZM38 216V215H37ZM138 217V219H139V217L141 216H139V215H137ZM172 216V215H171ZM167 217V216H166ZM176 217V216H175ZM182 217V216H181ZM242 217V216H241ZM34 218V217H33ZM33 218H32V221H33ZM142 218V217H141ZM140 218V219H141ZM144 219V218H143ZM148 219V218H147ZM37 220H38V218H37ZM142 220V219H141ZM154 220V219H153ZM39 221H40V219H39ZM167 221V220H166ZM34 223H35V221H33ZM135 222V221H134ZM141 222V221H140ZM33 223V224H34ZM36 223L38 224V223H40V222H38V221H36ZM61 223V222H60ZM77 224V227L75 226ZM75 225L73 224L71 227H69V229H68V227H67V229H65V231L63 230V232L61 231V233L59 232L58 234V238H60V239H66V241L67 240H70V241H73V240H77V239H79L80 237L82 238V237H90V240H91V237H93L94 238V234L95 233H97L95 230L96 229H94L95 228V226H84L83 224V226L81 227L78 223H76ZM67 225V224H66ZM78 225H79V227H78ZM111 225V224H110ZM224 225V224H223ZM26 226H30L29 224L28 225H26ZM32 226V225H31ZM30 226V227H31ZM75 226V227H74ZM99 226V225H98ZM108 226V225H107ZM115 226V225H114ZM5 227H6V229L7 230H5ZM8 227H10V226H8ZM110 227H113V226H110ZM109 227V228H110ZM39 228V227H38ZM37 226H33V230L31 229L30 231L31 232H29L30 234L32 233V232H36L37 231ZM42 228V227H41ZM41 228H40V231H41ZM61 228H64V227H61ZM66 228V227H65ZM104 228V227H103ZM114 228V227H113ZM15 229V228H14ZM14 229H12V230H14ZM25 229V228H24ZM30 229V228H29ZM28 228H27V230H29ZM49 229V228H48ZM105 229V228H104ZM116 229V228H115ZM9 230V231H10ZM16 230H20V229H16ZM26 229H25V231L26 232H28ZM102 230V229H101ZM24 231V233H26ZM38 231H39V229H38ZM95 231V232H94ZM104 231V230H103ZM103 231H101V232H103ZM18 233H19V231H17ZM113 232V231H112ZM116 232V231H115ZM119 232V231H118ZM57 233V232H56ZM98 233H100L99 231H98ZM111 233V232H110ZM194 233V232H193ZM40 234V233H39ZM42 234V233H41ZM107 234V233H106ZM112 234V233H111ZM118 234H120V233H118ZM124 234V233H123ZM29 235V234H28ZM28 235H26L27 237H28ZM97 235H99V234H97ZM103 235H105V234H103ZM102 235V236H103ZM108 235V234H107ZM106 235V236H107ZM25 236V235H24ZM34 236H37V235H33V237ZM46 236V235H45ZM121 236V235H120ZM38 237V236H37ZM43 237V236H42ZM41 237V238H42ZM57 237H55V239H58ZM105 237V236H104ZM24 238V237H23ZM45 238V237H44ZM92 238V239H93ZM100 238H101V236H100ZM103 238V237H102ZM120 238V237H119ZM53 239V238H52ZM132 239V238H131ZM22 240H24V239H22ZM87 239L85 238V241H86ZM94 240V239H93ZM108 240H110V239H108ZM50 241V240H49ZM92 241V240H91ZM24 242V241H23ZM83 242V244H85L84 243V241H82ZM81 242V243H82ZM88 242H90V241H88ZM120 242V241H119ZM22 243V242H21ZM41 243H43V241L41 242ZM44 243H47L46 241H44ZM65 243V242H64ZM67 243V242H66ZM116 243V242H115ZM20 244V243H19ZM18 244V245H19ZM24 244V243H23ZM23 244H22V246H23ZM49 244V243H48ZM52 244V243H51ZM86 244H88V243H86ZM136 244V243H135ZM12 245V244H11ZM15 245V244H14ZM5 246V245H4ZM20 246V245H19ZM41 246V245H40ZM48 246V245H47ZM90 246V245H89ZM115 246V245H114ZM6 247V246H5ZM8 248H9V246H7ZM15 247V246H14ZM46 247V246H45ZM239 247V246H238ZM19 248V247H18ZM18 248L16 249V250H18ZM54 248V247H53ZM122 248V247H121ZM120 248V249H121ZM3 249V248H2ZM12 249V247L10 248V250ZM38 249V248H37ZM52 249V248H51ZM8 250V249H7ZM64 250V249H63ZM19 251V250H18ZM53 251V250H52ZM58 251V250H57ZM70 251V250H69ZM73 251V250H72ZM3 252V251H2ZM21 252H22V250H21ZM136 252V251H135ZM138 252V251H137ZM18 253V252H17ZM47 253V252H46ZM51 253V252H50ZM199 253V252H198ZM1 254V253H0ZM14 254H16V251H15V253ZM20 254V253H19ZM120 254V253H119ZM5 255H7V253L5 254ZM18 255V254H17ZM23 255V254H22ZM22 255H19V256H22ZM55 255V254H54ZM57 255H59V254H57ZM65 255V254H64ZM78 255V254H77ZM121 255H122V253H121ZM179 255V254H178ZM185 255V254H184ZM194 255V254H193ZM2 256H3V254H2ZM56 256V255H55ZM61 256H63V254L61 255ZM60 256V257H61ZM67 256H68V254H67ZM119 256V255H118ZM188 256V255H187ZM238 256H239V254H238ZM16 257V256H15ZM14 257V258H15ZM22 257H24V255L22 256ZM124 257V256H123ZM122 257V258H123ZM181 257V256H180ZM185 257V256H184ZM202 257V256H201ZM205 257V256H204ZM241 257V256H240ZM250 257V256H249ZM14 258H13V260H14ZM25 258V257H24ZM27 258V257H26ZM31 258V257H30ZM32 258H34V257H32ZM46 258V257H45ZM62 258V257H61ZM119 258H121V256L119 257ZM125 258V257H124ZM182 258V257H181ZM187 258V257H186ZM1 259V258H0ZM56 259V258H55ZM231 259V258H230ZM236 259V258H235ZM4 260V259H3ZM16 260V259H15ZM21 260V259H20ZM35 260V259H34ZM186 260V259H185ZM226 260V259H225ZM234 260V259H233ZM233 260H232V262H233ZM27 261V260H26ZM60 261H62V263H63V261H64V259H62V260H60ZM138 261V260H137ZM144 261V260H143ZM210 261V260H209ZM211 261L213 262V261H217L215 258H211ZM227 261V260H226ZM228 261H229V259H228ZM235 261V260H234ZM16 262V261H15ZM21 262V261H20ZM19 262V260H17V264L19 263V264H22V262L20 263ZM36 262V261H35ZM30 262L29 264H41V263H39V262ZM51 261H49L48 259L47 260H44V261H42V263H44V264H48V263H50ZM8 263V262H7ZM52 263V262H51ZM70 263V262H69ZM225 263V262H224ZM10 264V263H9ZM61 264V263H60ZM74 264V263H73ZM120 264V263H119Z\"/></svg>",
  "mask_w": 264,
  "mask_h": 264
}]
</instances>
